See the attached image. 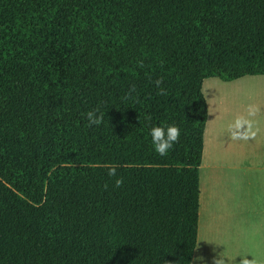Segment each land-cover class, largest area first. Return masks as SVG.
Returning a JSON list of instances; mask_svg holds the SVG:
<instances>
[{"label": "trees", "instance_id": "16d2710c", "mask_svg": "<svg viewBox=\"0 0 264 264\" xmlns=\"http://www.w3.org/2000/svg\"><path fill=\"white\" fill-rule=\"evenodd\" d=\"M246 76L264 0H0V264H192L203 84Z\"/></svg>", "mask_w": 264, "mask_h": 264}, {"label": "rangeland", "instance_id": "374dc122", "mask_svg": "<svg viewBox=\"0 0 264 264\" xmlns=\"http://www.w3.org/2000/svg\"><path fill=\"white\" fill-rule=\"evenodd\" d=\"M203 93L216 127L219 123L222 127L221 134L228 136V126L237 117L251 122L250 138L238 140L237 148L244 153H256L257 159L255 168L248 171L222 172L228 183L222 191L218 189L219 172L208 170L207 163L203 164L199 236L192 264H242L244 260L250 264H264V232L258 229L242 231L240 222L243 219L238 217L240 214H264V76H246L231 82L210 78L203 84ZM249 107L254 109V115H249ZM207 140L209 144V134ZM210 182L216 189L212 196L208 193L207 205L205 195ZM205 214L226 215L214 220L208 216L205 222Z\"/></svg>", "mask_w": 264, "mask_h": 264}, {"label": "crops", "instance_id": "0c3cea01", "mask_svg": "<svg viewBox=\"0 0 264 264\" xmlns=\"http://www.w3.org/2000/svg\"><path fill=\"white\" fill-rule=\"evenodd\" d=\"M208 103V102H207ZM209 109V116L205 128V137H204V149H203V158H202V165L207 163V169L219 172L218 174V189L222 191V189H226L228 183L225 181L222 172L226 171H248L252 167L255 168L256 166V153H244L240 151L238 146V140H234L231 137V133L221 134L222 127L219 125L216 127L215 121L212 119ZM216 127V128H215ZM247 128V125L245 126ZM209 134V144L207 140V136ZM253 155V158H252ZM244 159L247 162H242ZM201 173V169H200ZM226 182V183H225ZM227 184V185H226ZM213 184L210 182L207 190V195H205V199H207V205L209 200V194L212 196V191L216 188L212 186ZM200 188H201V176H200ZM202 196L203 190L201 188V198H200V205L202 203ZM204 206V204H203ZM201 207V206H200ZM255 212V210H253ZM219 215H226V214H205V222L208 220V216L211 220H214ZM228 215V214H227ZM204 216V214H201ZM227 217V216H226ZM239 218L242 217L243 221L240 222L242 226V231H252V230H259L264 232V214H240ZM258 220V222H255ZM200 221V218H199ZM206 226V224H205ZM199 236V232H198ZM198 245V243H197ZM197 249V248H196ZM195 255V254H194ZM193 263V262H192Z\"/></svg>", "mask_w": 264, "mask_h": 264}, {"label": "clouds", "instance_id": "9594fccd", "mask_svg": "<svg viewBox=\"0 0 264 264\" xmlns=\"http://www.w3.org/2000/svg\"><path fill=\"white\" fill-rule=\"evenodd\" d=\"M157 87L162 83L161 80L155 81ZM163 89H161V93ZM249 115H254L255 111L253 108L249 107ZM99 108L91 110L86 113V118L88 120L89 127L95 125L99 126L103 122V114H99ZM247 129L245 130V126ZM251 122L243 117H237L234 123L228 126V130L231 133V137L234 140H248L250 138ZM152 138V146L157 154L160 156H166L168 152L174 147L180 139V129L176 125H168L165 127L154 126L150 132ZM251 135L254 136V133ZM117 165L108 166V176L116 177L115 187L119 188L123 185V178L117 177ZM242 264H250L248 260L242 261Z\"/></svg>", "mask_w": 264, "mask_h": 264}, {"label": "bare ground", "instance_id": "6f19581e", "mask_svg": "<svg viewBox=\"0 0 264 264\" xmlns=\"http://www.w3.org/2000/svg\"><path fill=\"white\" fill-rule=\"evenodd\" d=\"M201 235H202V234H201ZM201 237H202V236H201ZM202 248H203V247H202ZM202 251H203V250H202ZM197 252H198V251H197ZM201 253H203V252H200V254H201ZM200 254L198 253V255H200ZM197 257H198V256H197ZM196 261H197V259H196Z\"/></svg>", "mask_w": 264, "mask_h": 264}]
</instances>
